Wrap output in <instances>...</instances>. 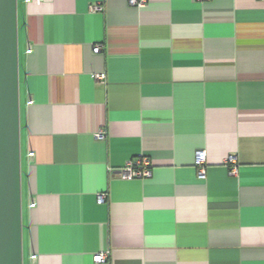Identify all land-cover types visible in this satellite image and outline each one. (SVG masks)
Returning <instances> with one entry per match:
<instances>
[{"label": "crops", "instance_id": "0c3cea01", "mask_svg": "<svg viewBox=\"0 0 264 264\" xmlns=\"http://www.w3.org/2000/svg\"><path fill=\"white\" fill-rule=\"evenodd\" d=\"M17 43L23 264H264V1L17 0Z\"/></svg>", "mask_w": 264, "mask_h": 264}, {"label": "water", "instance_id": "95a60500", "mask_svg": "<svg viewBox=\"0 0 264 264\" xmlns=\"http://www.w3.org/2000/svg\"><path fill=\"white\" fill-rule=\"evenodd\" d=\"M17 0H0V264H23Z\"/></svg>", "mask_w": 264, "mask_h": 264}, {"label": "built area", "instance_id": "2783aa9c", "mask_svg": "<svg viewBox=\"0 0 264 264\" xmlns=\"http://www.w3.org/2000/svg\"><path fill=\"white\" fill-rule=\"evenodd\" d=\"M27 3L32 1L36 3H41L46 0H25ZM147 0H127L128 5L131 7L141 8L146 4ZM264 1V0H261ZM93 10H101L100 6L92 7ZM101 50V46L96 45L93 47V53L97 54ZM97 80H103L104 74L95 75ZM97 139H103L104 134L98 132L96 134ZM30 157L33 156L32 153L29 154ZM225 164H227L230 168L231 175H235L237 173V158L234 155H229L225 159ZM193 167L195 169L196 176L199 179H205V167H206V153L204 151H196L193 157ZM151 163L147 157L139 155L128 161L122 168L117 169L116 174L119 178L123 180H133V179H148L151 177ZM104 201V195L97 196V203L101 204ZM36 256H32V260L34 261ZM106 261V257L104 254H98L93 257V262L95 263H104Z\"/></svg>", "mask_w": 264, "mask_h": 264}]
</instances>
